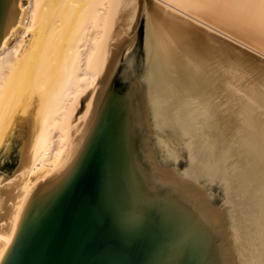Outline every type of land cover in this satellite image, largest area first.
Segmentation results:
<instances>
[{
    "label": "bare ground",
    "instance_id": "bare-ground-1",
    "mask_svg": "<svg viewBox=\"0 0 264 264\" xmlns=\"http://www.w3.org/2000/svg\"><path fill=\"white\" fill-rule=\"evenodd\" d=\"M19 2L0 44V150L32 115L24 164L0 185V261L32 191L103 156L105 176L165 208L210 264H264V0ZM144 14L143 72L117 95L118 52ZM157 129L180 166L153 160Z\"/></svg>",
    "mask_w": 264,
    "mask_h": 264
},
{
    "label": "water",
    "instance_id": "water-1",
    "mask_svg": "<svg viewBox=\"0 0 264 264\" xmlns=\"http://www.w3.org/2000/svg\"><path fill=\"white\" fill-rule=\"evenodd\" d=\"M21 11L19 0H0V44ZM31 115L14 121L2 145L0 185L24 164ZM99 158L86 174L52 177L32 191L0 264H210L165 208L133 184L105 176ZM4 196L0 190V221Z\"/></svg>",
    "mask_w": 264,
    "mask_h": 264
},
{
    "label": "rangeland",
    "instance_id": "rangeland-1",
    "mask_svg": "<svg viewBox=\"0 0 264 264\" xmlns=\"http://www.w3.org/2000/svg\"><path fill=\"white\" fill-rule=\"evenodd\" d=\"M147 31V18L144 14L139 16L129 43L124 45L125 48L124 46L121 47L118 52L119 58L116 60L117 62L109 82V90H112V92H115L117 95H122L131 86L135 85L139 74L143 72L148 49ZM164 134L163 130L157 129L150 135L149 145L150 151L154 157L153 160L164 167L181 164L183 158L177 157L176 155L179 154V156H181L183 147L179 146L180 150H178V152L176 150L175 152L174 145L170 144L171 142L169 143ZM175 147L178 148L177 146ZM217 191L219 192V190ZM208 198L211 204L220 205V197L217 193H211Z\"/></svg>",
    "mask_w": 264,
    "mask_h": 264
}]
</instances>
